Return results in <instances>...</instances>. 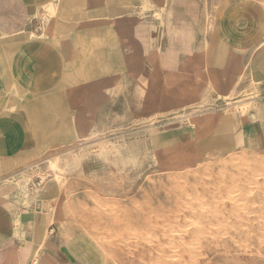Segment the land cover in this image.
I'll return each mask as SVG.
<instances>
[{
    "label": "crops",
    "instance_id": "1",
    "mask_svg": "<svg viewBox=\"0 0 264 264\" xmlns=\"http://www.w3.org/2000/svg\"><path fill=\"white\" fill-rule=\"evenodd\" d=\"M252 93L245 116L217 114L215 152L264 155V0H0V264H101L45 198L24 204L16 166L65 151L114 104L172 112Z\"/></svg>",
    "mask_w": 264,
    "mask_h": 264
},
{
    "label": "rangeland",
    "instance_id": "2",
    "mask_svg": "<svg viewBox=\"0 0 264 264\" xmlns=\"http://www.w3.org/2000/svg\"><path fill=\"white\" fill-rule=\"evenodd\" d=\"M208 1L211 6L214 0H204ZM150 6L149 1L141 7ZM48 13L50 20L56 21L52 8ZM155 18L164 36L165 9ZM255 96L258 93L243 97L242 104L228 100L222 106L208 95L172 112L161 106L155 113L152 106H145L143 113L136 104H114L111 114L107 110L106 114L98 112L89 132L65 146V151L39 154L35 158L37 167L24 170V166H16L6 179L14 184L26 205L45 198L54 228L57 225L61 229L65 240L89 242L101 264H206L207 258L212 259L210 264H264V155L238 150L215 152L207 141L222 124L218 113L240 112L245 116ZM113 215L116 217L111 218ZM191 217L198 221L190 224ZM167 228L178 231L170 232L173 238L187 231L191 235L183 242L187 247L161 238L160 231ZM198 229H204L205 239L193 236ZM227 235L235 236L236 242L226 240ZM192 252L200 256L196 253L194 258Z\"/></svg>",
    "mask_w": 264,
    "mask_h": 264
},
{
    "label": "bare ground",
    "instance_id": "3",
    "mask_svg": "<svg viewBox=\"0 0 264 264\" xmlns=\"http://www.w3.org/2000/svg\"><path fill=\"white\" fill-rule=\"evenodd\" d=\"M70 148H71V147H70ZM57 158H58V157H57ZM222 159H223V158H222ZM229 160H230V159H229ZM245 160H246V159H245ZM254 160H255V159H254ZM56 161H57V159H56ZM215 161H216V160H215ZM217 161H218V160H217ZM233 161H234V160H233ZM212 162H213V161H212ZM219 162H220V161H219ZM228 162H229V161H228ZM262 164H263V163H262ZM246 165H247V163H246ZM246 165H245V167H246ZM207 167H208V166H207ZM247 167H248V166H247ZM205 168H206V167H205ZM260 168H261V167H260ZM208 169H209V167H208ZM223 169H224V168H223ZM238 169H239V168H238ZM220 170H221V169H220ZM256 170H257V169H256ZM262 170H263V168H262ZM221 171H222V170H221ZM222 172H223V171H222ZM253 175H255V174H253ZM244 178H245V177H244ZM254 179H256V178H254ZM237 181H239V180H237ZM234 182H235V181H234ZM246 182H247V180H246ZM255 182L257 183V181H255ZM243 183H244V182H243ZM252 183H253V182H252ZM256 183H255V184H256ZM258 183H259V182H258ZM232 184H235V183H232ZM259 185H260V184H259ZM229 186H230V184H229ZM233 186H235V185H233ZM235 187H236V189H237V186H235ZM223 188H224V187H223ZM227 188H228V187H227ZM227 188H226V189H227ZM232 188H233V187H232ZM217 189H218V188H217ZM217 189H216V190H217ZM219 189H220V188H219ZM224 189H225V188H224ZM216 190H214V191H216ZM237 190H238V189H237ZM212 192H213V191H212ZM219 192H220V191H219ZM227 192H228V191H227ZM231 192H232V191H231ZM234 192H237V191L235 190ZM234 192H233V193H234ZM216 193H218V192L216 191ZM220 193H221V192H220ZM222 193H223V192H222ZM198 194H199V193H198ZM213 195H214V194H213ZM225 195H227V194H225ZM24 196H25V195H24ZM228 196H229V195H228ZM125 197H126V196H125ZM97 198H98V197H97ZM99 198H100V197H99ZM115 198H116V197H115ZM215 198H216V197H215ZM217 198H218V197H217ZM227 198H228V197H227ZM101 199H102V198H101ZM111 199H112V198H111ZM118 199H119V198H118ZM128 199H129V198H128ZM179 199H181V198H179ZM219 199H220V198H219ZM221 199H222V198H221ZM224 199H226V198H224ZM228 199H229V198H228ZM104 200H105V199H104ZM106 200H107V199H106ZM106 200H105V201H106ZM114 200H115V199H114ZM131 200H132V199H131ZM182 200H183V199H182ZM184 200H186V198H185ZM212 200H214V199H212ZM217 200H218V199H217ZM217 200H215V203L218 202ZM107 201H108V200H107ZM189 201L191 202L190 199H189ZM189 201H188V203L191 204ZM223 201H224V200H223ZM223 201H221V202H223ZM111 202H112V201H111ZM134 202H135V201H134ZM185 202H186V201H185ZM193 202H194V201H193ZM207 202H208V201H207ZM95 203H96V202H95ZM100 203H101V202H100ZM112 203H113V202H112ZM136 203H137V202H136ZM215 203H214V204H215ZM232 203H233V202H232ZM96 204H98V203H96ZM176 204H177V203H176ZM180 204H181V203H179V205H180ZM214 204H213V205H214ZM101 205H103V206L105 207V206H107V203H106L105 205H104V203L101 204ZM108 205H109V204H108ZM119 205H120V204H119ZM137 205H138V204H137ZM216 205H217V204H216ZM232 205H233V204H232ZM235 205H236V204H235ZM116 206H117V205H116ZM189 206H191V205H189ZM198 206H199V205H198ZM230 206H231V205H230ZM236 206H238V205H236ZM241 206H243L244 208H246L244 205H241ZM111 207H112V206H111ZM137 207H139V206H137ZM180 207H181V206H180ZM180 207H179V208H180ZM231 207H232V206H231ZM201 208H202V207H201V205H200V206H199V209H201ZM206 208H207V207H206ZM237 208H238V207H237ZM101 209H103V208H101ZM114 209H115V208L113 207V210H114ZM188 209H189V208H188ZM194 209H195V208H194ZM239 209H240V208H239ZM107 210H108V209H107ZM178 210H179V209H178ZM240 210H241V209H240ZM246 210H247V208H246ZM94 211H95V210H94ZM104 211L107 212L105 209H104ZM180 211H181V210H180ZM180 211H178V213H180ZM191 211H192V210H191ZM194 211H195V210H194ZM232 211H233V210H232ZM234 211H235V210H234ZM242 211H243V210H242ZM112 212H113V211H112ZM112 212H111V213L108 212V213L113 214ZM116 212H118V211H116ZM169 212H170V211H169ZM175 212H176V210H175ZM213 212H214V211H213ZM237 212H238V209H237ZM79 213H80V212H79ZM114 213H115V210H114ZM166 213H167V212H166ZM181 213H182V212H181ZM253 213H254V212H253ZM105 214H106V213H105ZM118 214H119V213H118ZM154 214H155V213H153V215H154ZM170 214H171V213H170ZM175 214H176V213H175ZM213 214H214V213H213ZM216 214H217V212H216ZM223 214H224V213H223ZM223 214H222V215H223ZM235 214H236V213H235ZM248 214H249V213H248ZM254 214H256V213H254ZM178 215H180V214H178ZM183 215H184V214H183ZM206 215H207V214H206ZM245 215H247V214H245ZM164 216H165V215H164ZM172 216H173V215H172ZM198 216H199V215H198ZM200 216H201V215H200ZM203 216H204V215H203ZM207 216H208V215H207ZM232 216H233V215H232ZM240 216H241V215H240ZM243 216H244V215H243ZM114 217H116V216L113 215V217H111V218H114ZM154 217H155V216H154ZM162 217H163V216H162ZM167 217H169V216H167ZM167 217H166V218H167ZM175 217L177 218V216H175ZM184 217H185V216H184ZM201 217H202V216H201ZM201 217H200V218H201ZM205 217H206V216H205ZM221 217H222V216H221ZM117 218H119V216H117ZM185 218H187V217H185ZM188 218H189V217H188ZM212 218H213V217H212ZM215 218H216V217H215ZM237 218H238V217H237ZM160 219H161L162 221H164L161 217H160ZM164 219H165V218H164ZM191 219H192V217H191ZM191 219H190V220H191ZM217 219H218V218H217ZM228 219H229V218H228ZM239 219H240V218H239ZM259 219H260V218H259ZM151 220H152V219H151ZM161 220H160V221H161ZM169 220H170V219H169ZM172 220H173V219H172ZM186 220H187V219H186ZM194 220H195V219H194ZM194 220L192 219V220H191L192 222H191L190 224H192V223L194 222ZM196 220H197V219H196ZM196 220H195V222H196ZM226 220H227V218H226ZM236 220H237V219H236ZM247 220H248V219H247ZM260 220H262V219H260ZM89 221H90V220H89ZM170 221H171V220H170ZM170 221H168V222H170ZM176 221H177V220H176ZM178 221H179V220H178ZM188 221H189V220H187V222H188ZM197 221H198V220H197ZM224 221H225V220H224ZM243 221H244V219H243ZM262 221L264 222V220H262ZM116 222H117V221H116ZM164 222H165V221H164ZM164 222H163V223H164ZM217 222H218V221H217ZM225 222H226V221H225ZM225 222H224V223H225ZM235 222H236V221H235ZM240 222H241V221H240ZM240 222H239V223H240ZM154 223H155V222H154ZM154 223H153V224H154ZM180 223H181V222H180ZM183 223H186L185 220L183 221ZM188 223H189V222H188ZM207 223H208V221H207ZM207 223H206V224H207ZM209 223H210V222H209ZM218 223H219V222H218ZM218 223H217V224H218ZM222 223H223V222H222ZM228 223H229V222H228ZM230 223H231V222H230ZM246 223H247V222H245V224H246ZM248 223H249V222H248ZM251 223H252V221H251ZM168 224H169V223H168ZM174 224H175V223H174ZM193 224H194V223H193ZM195 224H198V223H195ZM240 224H241V223H240ZM154 225H156V224H154ZM154 225H153V226H154ZM169 225H170V224H169ZM198 225H199V224H198ZM211 225H213V224H210V226H211ZM218 225H219V224H218ZM228 225H229V224H228ZM231 225H232V223H231ZM246 225H247V224H246ZM158 226H159V225H158ZM166 226H167V225H166ZM178 226H179V225H178ZM203 226H204V225H203ZM203 226L200 225V227H203ZM207 226L209 227V224H207ZM160 227H161V225H160ZM169 227H170V226H169ZM182 227H183V226H182ZM182 227H181V228H182ZM184 227H185V226H184ZM184 227H183V229H184ZM198 227H199V226H198ZM208 227H207V229H208ZM215 227H216V226H215ZM217 227H218V226H217ZM224 227H225V226H224ZM229 227H230V226H229ZM246 227H247V226H246ZM129 228H130V227H129ZM134 228H135V227H134ZM181 228H180V229H181ZM204 228H205V227H204ZM209 228H210V227H209ZM212 228H214V225H213ZM242 228H243V227H242ZM152 229H153V228H152ZM186 229H187V228H186ZM210 229H211V228H210ZM217 229H218V228H217ZM217 229H216V230H217ZM231 229H233V228H231ZM231 229H230V230H231ZM126 230H128V229H126ZM129 230H130V229H129ZM135 230H137V229L135 228ZM139 230H140V229H139ZM219 230H221V229H219ZM122 231H123V230H122ZM172 231H175V229H172V228L169 229V228H167V230H162V231H160L159 236H160L161 238H163V239H167V242H168L169 244H172L173 241H175V242H178V243H182L181 245H184L183 242L191 236V235H189V234L187 233V231H186L185 234L183 233V234H181L180 236H178V237H176V238H173V236H171V234H170V232H172ZM183 231H184V230H183ZM183 231H182V232H183ZM210 231H212V230H210ZM210 231H209V232H210ZM116 232H117V231H116ZM118 232H119V230H118ZM123 232H124V231H123ZM127 232L129 233V231H127ZM145 232H147V231H145ZM150 232H151V231H150ZM177 232H178V231H177ZM177 232L175 231L174 233H177ZM182 232H180V233H182ZM196 232H197V233H195L194 235L192 234L196 239L201 240V239L204 238V236H205V234H204V232H205L204 229H198V230H196ZM218 232H219V231H218ZM221 232H222V231H221ZM132 233H134V232H132ZM139 233H141V232H139ZM158 233H159V232H158ZM158 233H157V236H158ZM180 233H178V234H180ZM213 233H214V232H213ZM216 233H217V231H216ZM222 233H223V232H222ZM222 233H221V234H222ZM117 234H120V235H121V233H116V235H117ZM130 234H131V233H130ZM141 234H142V233H141ZM144 234L146 235V233H144ZM172 234H173V233H172ZM208 234H209V233H208ZM116 235H115V236H116ZM145 235H143V236H145ZM147 235H149V234H147ZM110 236H111V235H110ZM126 236H127V235H126ZM128 236H129V235H128ZM133 236H134V235H133ZM143 236H141L140 238H142ZM225 236H226V235H225ZM116 237H117V236H116ZM121 237H122V236H121ZM214 237H215V236H214ZM214 237L212 236V238H214ZM148 238H149V237H148ZM152 238H153V237H152ZM157 238H158V237H157ZM209 238H211V237H209ZM119 239H120V238H119ZM119 239H118V240H119ZM121 239H122V238H121ZM124 239H125V238H124ZM126 239H128V238H126ZM133 239H134V238H133ZM149 239H150V238H149ZM204 239H205V238H204ZM112 240H113V239H112ZM112 240H110V241H112ZM137 240H138V239H137ZM140 240H141V239H140ZM144 240H145V239H144ZM147 240H148V239H147ZM150 240H151V239H150ZM154 240H155V239H154ZM159 240H160V239H159ZM159 240H158V241H159ZM189 240H190V239H189ZM214 240H215V239H214ZM226 240H229V241H231V242H233V243L236 242V238H235V236H232V235H227ZM115 241H116V239H115ZM130 241H131V240H130ZM130 241H129V243H130ZM134 241H136V240H134ZM194 241H195V239H194ZM194 241H193V242H194ZM240 241H241V240H240ZM262 241H263V240H262ZM140 242H141V241H140ZM143 242H145V241H143ZM153 242H154V241H153ZM155 242H157V241H155ZM167 242H166V243H167ZM212 242H214V241H212ZM241 242H242V241H241ZM247 242H248V241H247ZM247 242H245V243H247ZM260 242H261V240H260ZM111 243H112V242H111ZM129 243H128V244H129ZM131 243H132V242H131ZM160 243H161V242H160ZM166 243H165V244H166ZM188 243H189V242H188ZM200 243H201V242H200ZM242 243H243V242H242ZM124 244H125V243H124ZM162 244H163V243H162ZM173 244H174V243H173ZM193 244H194V243H192L191 245H193ZM215 244H216V243H215ZM215 244H214V245H215ZM114 245H115V244H114ZM117 245H118V244H117ZM125 245H126V244H125ZM139 245H140V244H139ZM153 245H154V244H153ZM179 245H180V244H179ZM185 245H186V244H185ZM185 245H184V246H185ZM189 245H190V244H189ZM191 245H190V246H191ZM194 245H195V244H194ZM214 245H213V246H214ZM217 245H218V244H217ZM236 245H237V244H236ZM140 246H141V245H140ZM143 246H144V244H143ZM154 246H155V245H154ZM170 246L172 247V245H170ZM184 246H183V247H184ZM200 246H201V245H200ZM200 246H197V249H198ZM218 246H219V245H218ZM244 246H245V245H243V248H245ZM115 247H116V246H115ZM115 247H114V248H115ZM119 247H121V246H119ZM132 247H133V244H132ZM136 247H137V246H136ZM167 247H168V246H167ZM185 247H187V246H185ZM214 247H215V246H214ZM246 247H247V246H246ZM123 248H124V247H123ZM152 248H153V247H152ZM175 248H176V247H175ZM179 248H180V247H179ZM188 248H189V247H188ZM200 248H201V247H200ZM203 248H204V247H203ZM203 248H202V249H203ZM217 248H218V247H217ZM137 249H138V248H137ZM140 249H141V248H140ZM147 249H148V248H147ZM173 249H174V248H173ZM177 249H178V248H177ZM191 249H192V246H191ZM194 249H195V248H194ZM194 249H193V250H194ZM248 249H249V248H248ZM135 250H136V249H135ZM178 250H179V249H178ZM185 250H186V249H185ZM200 250H201V249L197 250V252H199ZM258 250H259V249H258ZM136 251H137V250H136ZM142 251H143V250H142ZM183 251H184V248H183ZM186 251H187V250H186ZM186 251H185V252H186ZM244 251H245V250H244ZM146 252H148V251H146ZM149 252H151V251H149ZM176 252H178V251H176ZM194 252H195V251H194ZM194 252H192L191 254H193ZM197 252H196V253H197ZM204 252H205V251H204ZM139 253H140V252H139ZM157 253H160V252H157ZM161 253H162V252H161ZM196 253H194V255H192V256H194V258L196 257V256H195ZM200 253H201V252H200ZM219 253H220V252H219ZM164 254H165L166 257H167V254H168V253H167V254L164 253ZM181 254H183V253H181ZM181 254H180V255H181ZM205 254H206V253H205ZM215 254H216V253H215ZM236 254H237V253H236ZM136 255H137V254H136ZM155 255H156V254H155ZM165 255H164V258H165ZM189 255H190V254H189ZM197 255H198V257L200 256L198 253H197ZM206 255H207V254H206ZM206 255H203V256H206ZM150 256H151V253H150ZM161 256H162V254H161ZM183 256H184V255H183ZM186 256H187V255H186ZM170 257H171V256H170ZM190 257H191V255H190ZM201 257H202V256H201ZM155 258H156V257H155ZM162 259H163V257H162ZM168 259H170V258H168ZM180 259H181V258H180ZM188 259H189V258H188ZM191 259H192V257L190 258V260H191ZM149 260H150V259H149ZM153 260H154V259H153ZM156 260H157V259H156ZM211 260H212V259L207 258V260H206V264H210V263H211ZM172 261H173V260H172ZM174 261H176V260H174ZM151 262H152V258H151ZM153 262H154V261H153ZM180 262H181V261H180ZM183 262L186 264V261H183ZM166 263H167V262H166ZM192 263H194V262H192ZM197 263H198V262H197ZM203 263H204V262H203ZM146 264H148V263H146ZM163 264H165V263H163ZM187 264H189V262H187ZM194 264H195V263H194Z\"/></svg>",
    "mask_w": 264,
    "mask_h": 264
}]
</instances>
